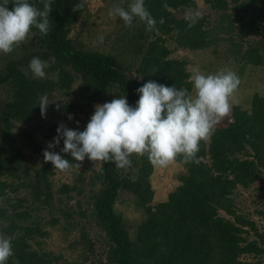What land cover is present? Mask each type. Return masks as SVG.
I'll use <instances>...</instances> for the list:
<instances>
[{"label": "trees", "instance_id": "1", "mask_svg": "<svg viewBox=\"0 0 264 264\" xmlns=\"http://www.w3.org/2000/svg\"><path fill=\"white\" fill-rule=\"evenodd\" d=\"M79 2L52 0L48 34L33 27L11 53L0 52V235L14 251L5 264H264V76L254 81L264 72V0H145L158 31L109 15L130 0H84L73 11ZM179 51L184 56H174ZM207 52L225 65L200 66ZM33 57L49 62L44 78L24 74ZM199 67L233 70L234 101L242 90L249 103L231 102L200 141L198 163L177 156L164 197H156L157 167L147 153L120 169L74 161L59 144L49 150L81 168L59 171L44 161L69 114L75 126H66L83 131L96 104L124 95L135 106L149 80L192 92L189 77ZM44 94L53 102L46 118L38 105ZM53 230L70 259L45 250Z\"/></svg>", "mask_w": 264, "mask_h": 264}, {"label": "clouds", "instance_id": "2", "mask_svg": "<svg viewBox=\"0 0 264 264\" xmlns=\"http://www.w3.org/2000/svg\"><path fill=\"white\" fill-rule=\"evenodd\" d=\"M41 3L42 9L30 0H0V52L11 53L14 46L26 40L33 27L41 35L48 34L52 0H41ZM9 4L13 5L11 10ZM83 7L84 0H80L73 11H81ZM109 15L121 18L126 27H131L138 19L146 25V31L159 30L145 0H130L126 8L113 5ZM195 18H191L193 23ZM164 22L163 18L159 21L160 24ZM99 42H103V37ZM48 66V61L33 57L24 74L31 72L36 78H44ZM189 80L193 85L192 92L149 80L136 90L140 98L135 106H131L124 95L96 104L83 131L61 123L57 136L43 152L44 161L51 162L59 171L81 168V163L72 165L60 153L49 150L55 149L63 140L61 152L77 162H83L87 157L94 163L112 162L123 169L131 166L132 154L147 153L154 167H167L178 155L186 163H198L196 153L200 141L207 140L214 126L231 112L230 101L240 79L233 70L225 67L208 74L193 68ZM51 103L47 94L40 96L38 105L43 118H46ZM59 108L58 104L57 110ZM68 119L72 120L74 116L69 114ZM13 254L11 239L0 235V264H5Z\"/></svg>", "mask_w": 264, "mask_h": 264}, {"label": "rangeland", "instance_id": "3", "mask_svg": "<svg viewBox=\"0 0 264 264\" xmlns=\"http://www.w3.org/2000/svg\"><path fill=\"white\" fill-rule=\"evenodd\" d=\"M203 6H199V9H202ZM202 12V11H201ZM200 12V13H201ZM220 48H222V45H220ZM221 54V53H220ZM174 56L176 57H180V56H184L183 52H177ZM193 59V58H192ZM207 60H212L214 61L213 64V68H220L221 66H223L224 62L223 61V56L219 55V57H217V59L211 55L209 52L205 53L203 55V57L199 58L197 61L200 62V66L203 64V62H206ZM225 65V64H224ZM199 70L201 71V68L199 67ZM206 71V72H205ZM205 74L210 73V71L205 70ZM261 76H264V72L263 71H258L255 75H254V81H256L258 78H260ZM248 91H242L238 92L237 94V101H234V96L232 98V100L230 102L234 103V104H238L242 107H246L249 103L248 101ZM236 100V99H235ZM65 125H71V126H75V123H72L71 120H68V122H64ZM60 144H63V141L60 142ZM64 146V144H63ZM48 146H46L47 149ZM177 169L174 165V163H171L170 165H168L167 167H157L156 173L153 177V185L155 187L156 190V197L158 199L164 197L166 191H167V187H169L172 184V177L174 172L176 173ZM68 176L63 175V177H61V180H67ZM56 180V186H58L59 182H61L60 179L55 178ZM121 199H129L132 200V197H130L129 195H127L126 193L122 192L121 193ZM76 236V233H75ZM66 248V244L63 242L59 231L57 230H53V237L51 239L46 240V247L45 250L47 249H53L55 251H61L64 256L68 259H70V253L68 250H63ZM75 255H72V257Z\"/></svg>", "mask_w": 264, "mask_h": 264}]
</instances>
